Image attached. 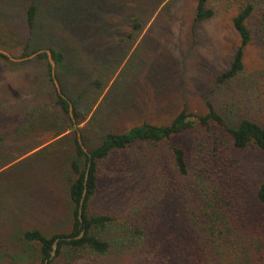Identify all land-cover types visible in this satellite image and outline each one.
Segmentation results:
<instances>
[{
    "label": "rangeland",
    "instance_id": "obj_1",
    "mask_svg": "<svg viewBox=\"0 0 264 264\" xmlns=\"http://www.w3.org/2000/svg\"><path fill=\"white\" fill-rule=\"evenodd\" d=\"M196 3L0 0V51L6 53H0V264H45L38 246L24 243L21 233L39 229L49 236L69 232L72 224L67 187L78 133L57 135L70 120L55 106L56 92L77 101L75 127L91 129L87 149L104 131L167 124L184 107L203 115L207 104L230 126L243 118L264 126V27L258 22L244 50L243 71L217 84L239 46L235 12L219 10L195 24ZM30 5L37 9L32 29L25 16ZM50 50L63 58L54 63L53 77L48 57L35 55ZM198 137L206 142L203 154L192 133L169 141L184 149L190 177L193 163L199 166L200 156L204 163L216 147L220 180L253 199L264 180V154L236 150L220 128L210 139ZM167 145H135L100 163L90 208L113 219L102 233L109 248L72 259L55 256L56 247L51 264H175L171 250L190 232L183 218L187 200L178 190L184 181L173 173Z\"/></svg>",
    "mask_w": 264,
    "mask_h": 264
},
{
    "label": "trees",
    "instance_id": "obj_2",
    "mask_svg": "<svg viewBox=\"0 0 264 264\" xmlns=\"http://www.w3.org/2000/svg\"><path fill=\"white\" fill-rule=\"evenodd\" d=\"M219 10L235 12L231 24L239 37V46L229 68L216 77V83L221 85L243 71L244 50L253 36L258 34V22L264 27V0H197L194 23L212 19ZM36 15V7L28 6L25 16L30 29L34 26ZM50 52L56 65L62 62L61 54L54 50ZM36 58L47 59V54L39 53ZM46 71L49 77L52 76L48 61ZM55 77L59 82L57 74ZM55 95V106L70 120V126H65L57 135L66 130H71L73 134L77 132L86 151L79 144L78 136L74 135L72 147L75 157L69 162L73 177L67 187L73 219L69 232L48 236L39 229H31L20 235L24 243L38 246L43 263L51 264L50 253L56 239L58 242L55 256L65 254L68 258L76 259L89 252L106 253L109 244L102 238V233L113 219L108 215L97 214L90 208L98 186V166L116 151L127 150L135 145L156 147L161 143H168L173 173L176 178L184 181L178 190L181 191L180 196L187 200L183 202V218L190 232L186 243L171 250V260L175 264H264V180L258 184L253 199L244 195L243 190L229 188L228 183L220 180L215 169L218 159L215 154L216 147H213L204 163L201 156L199 166L193 163L195 177L191 178L184 149L169 144L175 135L192 133L196 149L203 154L207 148L206 142L199 140L198 136L204 135L210 139L215 129L220 128L228 134L236 150L250 149L264 154L262 124L243 118L235 126H230L211 104H207V112L203 115L188 113L184 107L167 124L143 123L122 133L104 131L97 136L98 143L87 149L91 129L77 130L75 127V122L80 119L77 101L57 92ZM70 107H73L72 112ZM84 190L80 221L78 209ZM145 220L144 218L142 223ZM139 228V225H135L138 234ZM81 231L84 233L79 237Z\"/></svg>",
    "mask_w": 264,
    "mask_h": 264
},
{
    "label": "water",
    "instance_id": "obj_3",
    "mask_svg": "<svg viewBox=\"0 0 264 264\" xmlns=\"http://www.w3.org/2000/svg\"><path fill=\"white\" fill-rule=\"evenodd\" d=\"M41 52H42V51L37 52L35 55H37V54H39V53H41ZM0 53L3 54V55H6V53H4V52H2V51H0ZM45 53L47 54V57H48V60H49V64H50V66H51L52 73H53L54 62H53V60H52L51 54H50L49 51H45ZM52 77H53V75H52ZM54 85H55L56 88H58V83H57V81H55V80H54ZM59 94H60V93H59ZM70 109H71V107H70ZM78 142H79V144L81 145L82 149L86 151V149L84 148V146H82V144H81V141H80V138H79V134H78ZM85 178H87V172H86ZM84 196H85V190H84V192H83L82 199H81V201H80V206H79V209H78V218H79L80 221H82L81 214H82V204H83V198H84ZM83 233H84V231H81L79 237H81V236L83 235ZM57 242H58V239H56V240L54 241L53 245H52V251H51V253H50L51 257H53L54 254H55V249H56V247H57Z\"/></svg>",
    "mask_w": 264,
    "mask_h": 264
}]
</instances>
